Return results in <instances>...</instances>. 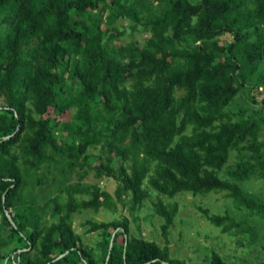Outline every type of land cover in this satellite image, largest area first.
Instances as JSON below:
<instances>
[{
  "label": "trees",
  "instance_id": "obj_1",
  "mask_svg": "<svg viewBox=\"0 0 264 264\" xmlns=\"http://www.w3.org/2000/svg\"><path fill=\"white\" fill-rule=\"evenodd\" d=\"M0 24V264H234L214 249L194 263L173 256L178 204L161 197L165 244L123 216L86 219L100 238L81 245L76 211L125 196L134 209L151 190L224 192L239 215L204 217L240 245L260 241L248 218L264 222V197L242 183H264V117L227 108L264 85V0H0ZM139 30L141 46L117 42ZM253 100L264 106V95ZM52 168L38 199L34 174ZM89 171L96 181L84 183Z\"/></svg>",
  "mask_w": 264,
  "mask_h": 264
},
{
  "label": "rangeland",
  "instance_id": "obj_2",
  "mask_svg": "<svg viewBox=\"0 0 264 264\" xmlns=\"http://www.w3.org/2000/svg\"><path fill=\"white\" fill-rule=\"evenodd\" d=\"M123 23L127 25V20H118L114 26H118L121 30ZM8 31V25L0 24V36L7 35ZM148 36L146 32L139 30L132 33V35L127 33L120 36L117 42L120 44L130 42L134 45L141 46ZM253 94L251 95V91L247 88L242 90V92L236 94L227 110L235 113V118L240 112L244 118L252 116L254 112L264 117V106L253 100V98L264 95V85H259L257 90L253 91ZM263 138L264 131L261 134V139ZM100 145H97L92 151L98 154L102 153L106 156V149ZM42 170L40 169L34 174V178L37 176L42 179L40 186H36L35 191L32 190L38 199H42L41 195L44 192H49L47 190L49 184L47 178L58 175L57 169L52 168L51 173L47 172L43 177ZM73 180H75V177H73ZM94 181H96V178H94L93 172L89 171L86 178L83 179V182L92 183ZM99 185L113 194L116 182L113 179H104L99 181ZM39 187L41 189L38 190ZM242 187L250 193L264 197V183L250 179L242 183ZM158 197H161L165 201H172L178 204V212L167 235V244L173 256L181 257L194 263L214 249L234 262V264H264V222L256 219L253 220L254 218L252 217L248 218L260 230V241L256 245L248 246L246 242L240 245L237 242L236 236L222 233L218 227L212 225L204 217V210L213 214H224L228 212V214L233 216L239 215L232 207L231 198L224 194V192H210L197 195H192L188 192H179L174 197L168 198L151 190L150 196L134 209L130 207L129 196H125L122 203H116L115 208L101 207L97 211L92 209L76 211L73 214L72 224L76 232L81 236V245L95 246L100 238L98 232L87 233L85 231L87 227L83 223L86 219L108 221L123 216L129 219L130 231L133 234L156 241L161 245L165 244L166 241L160 229L163 220L153 209V204ZM6 212L8 213V211ZM8 232V226L0 215V241L6 238Z\"/></svg>",
  "mask_w": 264,
  "mask_h": 264
},
{
  "label": "water",
  "instance_id": "obj_3",
  "mask_svg": "<svg viewBox=\"0 0 264 264\" xmlns=\"http://www.w3.org/2000/svg\"><path fill=\"white\" fill-rule=\"evenodd\" d=\"M110 246H111V241H110ZM108 258H109V257H108V255H107V257H106V261L108 260Z\"/></svg>",
  "mask_w": 264,
  "mask_h": 264
}]
</instances>
